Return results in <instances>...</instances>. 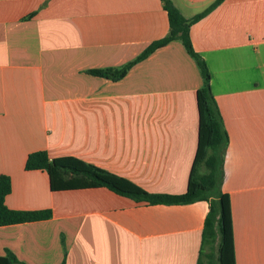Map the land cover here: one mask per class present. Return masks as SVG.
<instances>
[{
  "label": "crops",
  "instance_id": "crops-1",
  "mask_svg": "<svg viewBox=\"0 0 264 264\" xmlns=\"http://www.w3.org/2000/svg\"><path fill=\"white\" fill-rule=\"evenodd\" d=\"M215 0H173L192 18ZM35 13L33 17L29 15ZM170 30L161 0H0V174L6 205L48 219L0 226V257L24 264H199L210 203L150 204L107 187L53 191L30 153L74 156L152 193L188 188L203 77L179 39L118 81ZM228 141L218 185L231 200L237 264H264V0H224L191 26ZM205 165L201 173H206Z\"/></svg>",
  "mask_w": 264,
  "mask_h": 264
},
{
  "label": "trees",
  "instance_id": "trees-1",
  "mask_svg": "<svg viewBox=\"0 0 264 264\" xmlns=\"http://www.w3.org/2000/svg\"><path fill=\"white\" fill-rule=\"evenodd\" d=\"M167 11L170 30L160 39L151 42L136 58L120 67H106L89 70V73L118 81L138 62L149 57L157 49L179 39L191 55L203 77V86L197 92L199 111L198 145L191 169L188 188L179 194L152 193L133 181L100 168L74 156L50 158L46 151L29 154L26 169L47 171L53 191L107 187L114 192L130 197L138 202L150 204H187L205 200L210 203L202 232V247L213 250L218 242V258H210L208 263L199 264H237L235 255L233 217L231 200L227 193H222L218 185L220 167V150L228 141V134L218 111L211 90V72L205 59L198 53L191 39V26L221 4L224 0H215L208 8L192 18H186L173 0H161ZM35 13L29 15L33 17ZM205 165L206 173H201ZM11 178L0 174V226L48 219L52 216L50 209L15 210L5 203L11 192ZM0 264H24L10 251L0 257Z\"/></svg>",
  "mask_w": 264,
  "mask_h": 264
}]
</instances>
